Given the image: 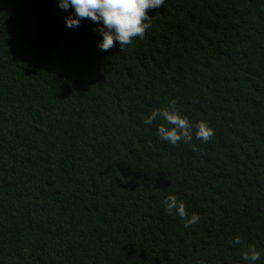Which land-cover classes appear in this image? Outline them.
I'll return each instance as SVG.
<instances>
[{
    "label": "trees",
    "instance_id": "obj_1",
    "mask_svg": "<svg viewBox=\"0 0 264 264\" xmlns=\"http://www.w3.org/2000/svg\"><path fill=\"white\" fill-rule=\"evenodd\" d=\"M147 12L104 52L58 0H0V264H264V0ZM173 99L215 129L195 152L142 122Z\"/></svg>",
    "mask_w": 264,
    "mask_h": 264
},
{
    "label": "clouds",
    "instance_id": "obj_2",
    "mask_svg": "<svg viewBox=\"0 0 264 264\" xmlns=\"http://www.w3.org/2000/svg\"><path fill=\"white\" fill-rule=\"evenodd\" d=\"M164 4L166 0H58V7L62 11H70V15L66 17V27H79L83 19H89L99 26L96 30L102 38L97 41V46L104 52L114 47V42L119 44L122 52L126 46L132 44L134 38L143 39L146 30L151 27L152 20L147 10L159 8ZM158 117L172 126L169 128L164 124L159 125L158 138L173 146L183 141L191 145V150L195 152L198 149L192 144L193 135L196 140L206 143L215 134V129L207 121H199L193 126L189 119L176 109L174 99L170 101V109H154L142 122L151 125ZM163 204L164 211L169 214L175 212L186 228L200 220V216L195 213L189 217L185 204L179 202L175 195H168ZM232 243L239 244L240 237L237 236ZM261 256L262 252L250 245L242 254V261L244 264H257Z\"/></svg>",
    "mask_w": 264,
    "mask_h": 264
}]
</instances>
